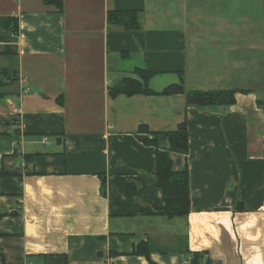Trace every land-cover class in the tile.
Returning a JSON list of instances; mask_svg holds the SVG:
<instances>
[{"label":"crops","instance_id":"crops-1","mask_svg":"<svg viewBox=\"0 0 264 264\" xmlns=\"http://www.w3.org/2000/svg\"><path fill=\"white\" fill-rule=\"evenodd\" d=\"M121 10L140 12V31L109 28ZM4 17L19 20L15 55H0L12 58L0 67L5 264H150L131 255L148 240L167 247L154 246L156 264H188L186 249L211 264H264V0H64L62 13L0 0ZM136 68L155 73L158 93L182 77L187 91L250 93L204 109L185 95L112 98L140 79ZM186 119L188 152L160 136L173 170H189L190 214L169 220L154 208L157 150L139 128Z\"/></svg>","mask_w":264,"mask_h":264},{"label":"trees","instance_id":"trees-1","mask_svg":"<svg viewBox=\"0 0 264 264\" xmlns=\"http://www.w3.org/2000/svg\"><path fill=\"white\" fill-rule=\"evenodd\" d=\"M46 6L54 7L59 13L63 12L64 0H43ZM109 28H116L125 32H137L141 30L140 12L138 10H121L110 11L107 14ZM19 34V20L16 17L0 18V44L6 45L1 56H13L11 42L17 38ZM134 73L140 79L124 78L117 86L110 89L109 93L112 98L120 95L133 97L136 95L145 96H174L185 95L187 107L207 108L210 106H231L236 103V94L238 92L250 93V91L237 90H218V91H187L182 77L179 84L171 85L161 92H155L149 87V82L155 76V73L148 72L143 68H136ZM0 98L5 94L1 91ZM59 103L62 102L58 99ZM264 109V99L259 102ZM139 133L151 135V139H144L146 146L156 148V185L163 194L164 206L154 205L155 211L169 220L176 218H187L191 211V191L189 185L188 167L180 172L173 170V162L166 152L160 150V136H165L169 145L177 150L188 152L189 150V130L187 119L180 123L176 130L169 132H152L146 125L139 128ZM101 194L106 196L107 180L104 173H100ZM236 210H243L241 203H237ZM10 214V213H8ZM13 214V213H12ZM154 246L149 241L140 242L131 255L143 256L150 264H156L151 259ZM188 264H211L207 251H191L185 250ZM0 261L5 264V259L0 245Z\"/></svg>","mask_w":264,"mask_h":264},{"label":"rangeland","instance_id":"rangeland-1","mask_svg":"<svg viewBox=\"0 0 264 264\" xmlns=\"http://www.w3.org/2000/svg\"><path fill=\"white\" fill-rule=\"evenodd\" d=\"M9 61L12 62V58H0V67H6L5 64H6L7 62H9ZM7 73H8V72H7ZM1 76H2V78H4L3 75L0 74V78H1ZM9 76H10V78H13V77H14V74L11 73V72L9 71ZM148 241H149V240H148ZM149 242H150L151 244H153V246H155L156 248H159V249L167 248L165 244L156 245V244H154L152 241H149Z\"/></svg>","mask_w":264,"mask_h":264},{"label":"water","instance_id":"water-1","mask_svg":"<svg viewBox=\"0 0 264 264\" xmlns=\"http://www.w3.org/2000/svg\"><path fill=\"white\" fill-rule=\"evenodd\" d=\"M56 142H57L58 145H60L61 144V139L60 138H57L56 139Z\"/></svg>","mask_w":264,"mask_h":264},{"label":"built area","instance_id":"built-area-1","mask_svg":"<svg viewBox=\"0 0 264 264\" xmlns=\"http://www.w3.org/2000/svg\"><path fill=\"white\" fill-rule=\"evenodd\" d=\"M44 141H47V139H44Z\"/></svg>","mask_w":264,"mask_h":264}]
</instances>
